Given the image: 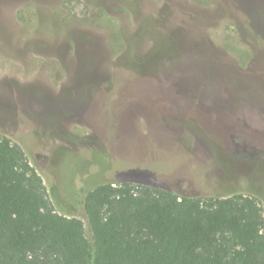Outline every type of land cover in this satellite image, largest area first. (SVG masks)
<instances>
[{"label":"rangeland","instance_id":"rangeland-1","mask_svg":"<svg viewBox=\"0 0 264 264\" xmlns=\"http://www.w3.org/2000/svg\"><path fill=\"white\" fill-rule=\"evenodd\" d=\"M0 135L87 239L124 174L264 219V0H0Z\"/></svg>","mask_w":264,"mask_h":264},{"label":"trees","instance_id":"trees-1","mask_svg":"<svg viewBox=\"0 0 264 264\" xmlns=\"http://www.w3.org/2000/svg\"><path fill=\"white\" fill-rule=\"evenodd\" d=\"M83 207L90 239L0 135V264H264L254 197L181 195L124 174L87 192Z\"/></svg>","mask_w":264,"mask_h":264}]
</instances>
